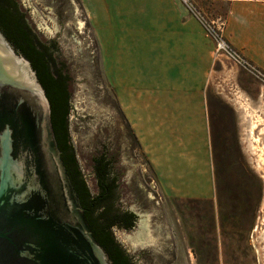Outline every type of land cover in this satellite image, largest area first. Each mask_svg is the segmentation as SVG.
Instances as JSON below:
<instances>
[{
    "label": "rangeland",
    "instance_id": "obj_1",
    "mask_svg": "<svg viewBox=\"0 0 264 264\" xmlns=\"http://www.w3.org/2000/svg\"><path fill=\"white\" fill-rule=\"evenodd\" d=\"M13 1L38 38L55 44L54 53L70 74L75 111L69 115V133L91 193L97 190L92 155L102 146L116 154L117 197L137 221L112 233L132 264H264V85L234 64H214L205 92L209 195L189 199L200 186L198 177L197 183L195 177L189 183L184 156L175 159L177 151H169L165 166L151 159L156 153L151 141L159 137L160 142L182 146V134L138 137L104 79L106 29L116 35L120 29L118 22L104 25L101 0ZM179 1L207 35L202 22L220 27L223 34L225 4ZM127 9L142 13L137 6ZM140 142L152 153L146 154ZM140 220L145 221L144 232Z\"/></svg>",
    "mask_w": 264,
    "mask_h": 264
},
{
    "label": "crops",
    "instance_id": "obj_2",
    "mask_svg": "<svg viewBox=\"0 0 264 264\" xmlns=\"http://www.w3.org/2000/svg\"><path fill=\"white\" fill-rule=\"evenodd\" d=\"M193 1L226 5L224 38L264 74V0ZM101 4L104 25L118 22L120 29L117 35L106 29L103 75L110 91L138 137L182 134V146L160 142L159 137L151 141L156 149L152 163L168 165V152L177 151L175 159L185 158L189 183L198 177L200 190L188 198L207 199L210 114L205 92L214 64L232 63L214 59V41L179 0H101ZM126 6H137L142 13L130 14L124 11ZM140 146L152 153L144 142Z\"/></svg>",
    "mask_w": 264,
    "mask_h": 264
},
{
    "label": "water",
    "instance_id": "obj_3",
    "mask_svg": "<svg viewBox=\"0 0 264 264\" xmlns=\"http://www.w3.org/2000/svg\"><path fill=\"white\" fill-rule=\"evenodd\" d=\"M115 208L132 212L118 197ZM82 213L45 92L0 31V264H112Z\"/></svg>",
    "mask_w": 264,
    "mask_h": 264
},
{
    "label": "trees",
    "instance_id": "obj_4",
    "mask_svg": "<svg viewBox=\"0 0 264 264\" xmlns=\"http://www.w3.org/2000/svg\"><path fill=\"white\" fill-rule=\"evenodd\" d=\"M30 29L26 16L13 0H0V31L16 52L31 63L45 89L60 158L79 199L83 209L82 216L89 226L91 235L104 248L112 264H132V260L121 249L112 233L115 226L119 229L131 228L129 213L115 208L119 190L116 154L107 146H102L92 155L90 168L97 190L95 194L91 193L79 167L69 133L70 79L66 76L63 62L59 61L54 53L55 44L29 36L27 32ZM121 119L129 138L136 144L135 137L122 114Z\"/></svg>",
    "mask_w": 264,
    "mask_h": 264
},
{
    "label": "built area",
    "instance_id": "obj_5",
    "mask_svg": "<svg viewBox=\"0 0 264 264\" xmlns=\"http://www.w3.org/2000/svg\"><path fill=\"white\" fill-rule=\"evenodd\" d=\"M186 2V0H184ZM206 32L214 41V59L225 58L235 66L248 72L264 85V74L248 62L244 56L235 50L224 38L220 27H215L210 23L202 22Z\"/></svg>",
    "mask_w": 264,
    "mask_h": 264
},
{
    "label": "flooded vegetation",
    "instance_id": "obj_6",
    "mask_svg": "<svg viewBox=\"0 0 264 264\" xmlns=\"http://www.w3.org/2000/svg\"><path fill=\"white\" fill-rule=\"evenodd\" d=\"M21 11V10H20ZM26 22H27V24H28V26L31 28V26H30V24H29V22H28V20H27V18H26ZM27 34L29 35V36H31V37H33V38H38V36H37V34H36V32H35V30H33L32 28L30 29V30H28V32H27ZM39 39V38H38ZM32 66V65H31ZM33 69V68H32ZM34 70V69H33ZM66 72H67V74H66V76L70 79V82H69V80H68V83H69V90H68V92H69V97H68V106H69V109H70V113H71V111H73V102H72V98H71V84H72V80H71V78H70V74L68 73V71L66 70ZM36 73V72H35ZM36 76H37V74H36ZM37 79H38V77H37ZM38 81H39V79H38ZM39 83H40V81H39ZM40 85L42 86V84L40 83ZM42 88H43V86H42ZM43 90H44V92H45V89L43 88ZM45 95H46V92H45ZM46 97H47V95H46ZM48 99V98H47ZM49 101V100H48ZM50 104V103H49ZM50 121H51V108H50ZM51 126H52V123H51ZM53 129V128H52ZM55 136V135H54ZM56 140V139H55ZM124 212H126V213H129V215H130V224H131V227H133L134 225H135V223H136V221H137V216L133 213V212H130V211H124ZM123 222V221H122ZM124 224H125V222H123ZM113 229H119V228H117V226H115ZM113 229H112V231H113Z\"/></svg>",
    "mask_w": 264,
    "mask_h": 264
},
{
    "label": "bare ground",
    "instance_id": "obj_7",
    "mask_svg": "<svg viewBox=\"0 0 264 264\" xmlns=\"http://www.w3.org/2000/svg\"><path fill=\"white\" fill-rule=\"evenodd\" d=\"M264 164V163H263Z\"/></svg>",
    "mask_w": 264,
    "mask_h": 264
}]
</instances>
